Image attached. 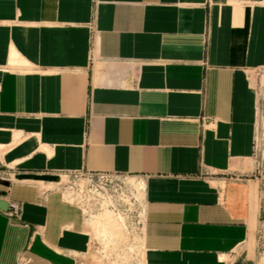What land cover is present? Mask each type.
I'll list each match as a JSON object with an SVG mask.
<instances>
[{
	"label": "crops",
	"instance_id": "crops-1",
	"mask_svg": "<svg viewBox=\"0 0 264 264\" xmlns=\"http://www.w3.org/2000/svg\"><path fill=\"white\" fill-rule=\"evenodd\" d=\"M262 113L264 0H0V264H264ZM87 171L140 223L91 226Z\"/></svg>",
	"mask_w": 264,
	"mask_h": 264
},
{
	"label": "built area",
	"instance_id": "built-area-1",
	"mask_svg": "<svg viewBox=\"0 0 264 264\" xmlns=\"http://www.w3.org/2000/svg\"><path fill=\"white\" fill-rule=\"evenodd\" d=\"M253 157L258 166L264 169V124L261 123L255 133ZM77 175H85L86 179L81 182L73 179L69 182L66 185V191L69 192L67 196L83 206L82 212L87 220L97 219L101 214L110 212L125 229L140 223L143 207L142 186L134 183L129 177L110 172L87 171L73 174L74 177ZM87 180L90 182L87 183ZM76 194L80 200H77ZM85 197L87 203L84 202ZM20 210L17 202H9L6 213L14 217Z\"/></svg>",
	"mask_w": 264,
	"mask_h": 264
},
{
	"label": "rangeland",
	"instance_id": "rangeland-1",
	"mask_svg": "<svg viewBox=\"0 0 264 264\" xmlns=\"http://www.w3.org/2000/svg\"><path fill=\"white\" fill-rule=\"evenodd\" d=\"M262 117H263V119H262V121L260 122L261 124H264V113H262ZM73 179H75V180H80V182L82 181V180H85L86 179V177H85V175H77L76 177H74L73 175L70 177V178H66L65 180H63V183H61L60 184V186L58 187V190H59V192L62 194V196H63V198L67 201V202H70L71 204H74L78 209H80L81 210V212H82V208H83V206L81 205V204H79L78 203V201H74L73 199H71L70 198V196L68 197L67 195H68V193L69 192H67L68 191V189H66V185H68V183L69 182H71ZM90 182V180H87V183H89ZM88 187V186H87ZM76 188L78 189L79 188V185H77L76 186ZM67 190V191H66ZM76 198H77V200H80L78 197H79V195L78 194H76ZM84 202L85 203H87V197H85V200H84ZM20 205V204H19ZM21 211V210H20ZM83 213V212H82ZM85 217V216H84ZM104 219V215H100L97 219H94V220H92V222H91V226H93V225H98L99 224V219ZM116 224H117V221H116V219L112 216V218H111ZM116 250L117 249H115V248H111V249H109V250H107V252L109 253V255H107L106 254V252H105V257H108V263L107 264H126V263H128V264H130V261H131V255L130 254H125L124 252H122V251H118V252H116ZM125 262V263H124Z\"/></svg>",
	"mask_w": 264,
	"mask_h": 264
},
{
	"label": "bare ground",
	"instance_id": "bare-ground-1",
	"mask_svg": "<svg viewBox=\"0 0 264 264\" xmlns=\"http://www.w3.org/2000/svg\"><path fill=\"white\" fill-rule=\"evenodd\" d=\"M111 218L112 217L110 216L109 213L105 214L104 215V222H105V225L113 227V229H110V230L114 231L115 230L114 226L116 225V223Z\"/></svg>",
	"mask_w": 264,
	"mask_h": 264
},
{
	"label": "water",
	"instance_id": "water-1",
	"mask_svg": "<svg viewBox=\"0 0 264 264\" xmlns=\"http://www.w3.org/2000/svg\"><path fill=\"white\" fill-rule=\"evenodd\" d=\"M6 205H8V204H6V202H4L3 200L0 199V207H1V208H3V207L5 208ZM8 206H9V205H8ZM8 206L6 207L5 210L8 209Z\"/></svg>",
	"mask_w": 264,
	"mask_h": 264
}]
</instances>
